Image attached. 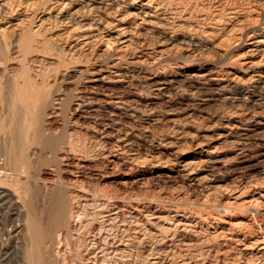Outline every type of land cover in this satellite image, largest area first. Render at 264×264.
I'll use <instances>...</instances> for the list:
<instances>
[{
	"label": "rangeland",
	"instance_id": "374dc122",
	"mask_svg": "<svg viewBox=\"0 0 264 264\" xmlns=\"http://www.w3.org/2000/svg\"><path fill=\"white\" fill-rule=\"evenodd\" d=\"M1 1L11 5V7L14 6L15 9L19 5L23 8V4L30 3V1L31 3L32 1L39 3L38 9L36 8L34 13L28 12L32 15L33 21L27 23L28 26L24 29V33L14 37L8 35L7 39L2 43L0 54V162L3 163L5 158L8 160L13 158L11 149L15 145H18L15 149L16 159L29 158L31 164L29 176L31 175L32 179L39 181L38 186L42 191L38 201V208L42 212V225L47 223V215H49V205L45 198L54 194V190L58 188L59 179L62 177V167L63 170H67V166L59 165L60 161L58 159L69 158L71 160L69 163L67 161L64 163L62 160L64 165L75 167L79 158L77 152H80L81 143L87 139L86 143L93 141L95 146H100L102 143L100 142L101 135L98 134V131L96 134L91 133V131H96V126L99 125L97 122L101 120L108 121L107 123L111 125L112 139H109L110 144L105 146L102 143L101 149L98 148L99 146L95 147L96 150L94 148L96 156L95 158H90V162L86 163L88 169L85 172L84 170L79 171V169L77 171L76 168L71 169V173H74L75 177L78 175L75 172L84 174L78 175V181H80L78 183L82 185L79 186L92 190L91 193L94 196L91 197L94 198L93 200L90 198L92 201L90 199L88 201L79 200L75 195V198L71 196L70 199V206L74 208L73 217L67 222L66 225L70 227L66 226V229L68 231L71 230L69 233L78 251L82 250L86 254L98 244L103 246L111 245L110 264H186V262L187 264H264V257H261L257 246H254L255 241L261 236L258 231L264 230V84L252 81L254 74L248 73L241 66L240 59L247 47L246 37L249 34L251 35L254 30L257 31L260 28V23L256 24L258 23L256 21L258 14H250L251 23L249 24V29H247V26L246 31H242L243 34L240 32L230 37L228 34L230 29H227L226 23H213L214 21L208 14V12L212 13V11L208 9L211 6H219V9H222L225 5H229L230 2V6H232L234 2L242 3L244 0H209L210 2L206 0L208 4L206 1L200 0L199 7L202 9V5H204L203 7L208 11L206 12L209 15L208 18L210 17V20L208 19L209 21H207L208 23H204L205 25L196 20H192V22L180 20V24L157 20L156 23L159 28L148 29L143 26H136L134 21L131 20L132 16L128 17L132 9H129L128 5L125 6L121 2L124 0H119V4L122 3L121 5H124L119 13L127 15L129 19L127 25L128 27L130 26L131 36L134 37L132 42L133 40L134 42L128 47V51L121 49L120 44L111 46V63L116 64L118 66L117 69L125 77H123L124 81L121 83H113L114 81H111L108 91L112 93L111 97L122 96L121 98H123L125 105L120 109L111 106L110 109L104 103L98 101L97 97L89 96V89L81 90L79 87L80 79L86 81L90 79L89 74L87 76L82 75L80 71V50L77 48L81 41L79 40L78 42L79 38L77 37L80 35V30H77L78 26L76 27L77 23H75L76 20L80 19L81 13H83L81 9L82 5L85 7L84 3L78 2L73 10L72 8L64 9L60 15H58L59 12H56L58 11L57 9L53 16L57 14L58 19L50 20L51 22H45L41 27H38L39 23L34 19L42 15L45 16L47 12L44 10L42 12L41 9H44V4L50 6L49 4L54 1ZM83 1L91 2L93 0ZM132 1L129 0V2ZM136 1L138 2H136V6H138L140 1L144 0ZM219 3L223 5H219ZM247 3H251V5L244 4L245 7L253 6V9H258L257 13H261L260 9L264 8V0H249ZM97 8L92 11V14L95 12L105 17L108 13L105 10L102 11L103 9H100V7ZM84 9L87 10L90 7ZM111 11L114 12L112 8ZM113 12H111L112 16L109 17L110 21H114V18L116 19ZM85 14L87 19L91 20L92 15L89 12ZM241 16L245 17V15H240L239 17ZM158 22L164 25L160 26ZM34 31H36L37 36L34 38L35 41L32 42L34 35L32 33ZM138 35L139 37H137ZM227 35L229 36L227 37ZM23 40H25L27 46L24 45L23 47L21 45ZM162 40L164 44L161 43ZM224 40H229L228 45L227 41H225L224 46H222ZM186 42L188 43L185 44ZM134 43H137L135 44L136 47ZM71 45L73 48H71ZM217 45H219L218 48ZM132 47L134 48L131 50L130 48ZM134 49L135 52H133ZM119 50L120 52H118ZM157 50L159 52L165 51V53L162 52L160 56ZM148 52H151V56ZM131 56L133 57L131 58ZM114 57L116 58L114 59ZM142 60H145L143 61L144 63ZM138 61L142 62L140 63L141 65ZM191 74H208L215 79L224 80L210 81L207 84L204 82L205 84L202 86L197 85V88H194L189 79ZM78 76L80 79L77 78ZM150 77L153 78L150 79ZM184 78L188 80H184ZM140 79L142 81H138ZM111 80L113 79L111 78ZM182 80L185 82H182ZM26 82L30 83L29 90L31 94L29 93L28 97L20 93L23 88L19 91ZM186 85H189V88ZM200 86L201 88H198ZM216 88L221 91L215 90ZM77 91H86V93L82 94ZM57 95H60L63 99L60 105L56 104ZM78 96L88 98L87 101L91 98L87 108L80 109L77 106L79 103ZM256 102H259V105ZM94 109H100V111L96 112ZM254 112L257 113L255 114ZM110 113L111 116H108ZM114 121L117 123H113ZM261 122L263 124H260ZM37 123L42 129L48 130L46 133L48 136L55 138L66 137L67 144L63 147H66L72 153L59 154L56 158L48 150L41 152V146L34 143ZM233 126L237 128L235 129ZM15 127L21 130L19 131L20 141L17 144L11 141L12 136L10 133ZM252 135L253 137H251ZM130 143L132 144L131 146ZM257 143L259 144L258 146ZM244 145L246 146L244 147ZM110 148L112 152L111 165L106 163V159H101L103 154H108ZM131 148L134 150H131ZM205 151L210 152L211 159L209 162L221 160L224 164L219 165V167L205 162L203 164ZM120 153L124 154L121 155ZM127 153L129 156H127ZM100 154H102V157ZM76 155L78 156L76 157ZM176 160L191 163L192 167L190 168H194L195 172L192 169V172L190 170L184 171L179 167L175 169L173 166L176 163H180ZM204 165L210 167V169H207ZM102 166L105 167L103 168ZM248 166L249 169L247 168ZM90 168L93 169L91 170ZM8 170L11 174L15 173L11 166L8 167ZM99 170L100 172H98ZM214 175L215 177H213ZM68 177L70 180L73 179L64 175L65 179H69ZM205 177L210 179L206 180ZM5 182L6 187L15 193H19L21 190L24 191L25 188L23 187H27L24 185L26 182L25 177L21 179V183L12 177L6 179ZM76 195L81 196L79 193H76ZM96 196L99 197L96 199ZM99 198L102 199L100 200ZM108 198H110V203ZM95 199L97 202H95ZM100 201L106 202L101 203ZM104 203L105 207L103 206ZM11 206L8 204L3 211V222L0 224V264H19L22 260V257L15 250L16 239L11 235L12 226L18 223V217L13 215L15 212ZM100 208L103 211H98ZM107 209L109 210L107 211ZM137 210L142 214H138ZM25 212H27V208H25ZM153 213H156L161 221H153L150 218ZM103 215L107 220L103 218ZM132 216L134 218L138 217L135 220ZM185 227L187 228L185 229ZM181 230L182 232L179 233ZM184 230H186V233ZM190 230L191 232H189ZM137 231L138 235L135 234ZM105 232L108 233L106 234ZM56 233L58 234L59 232L57 231ZM98 234L99 237L97 236ZM229 238L232 240H229ZM61 241V245L57 246L58 264H82L83 259H78L74 255V247L70 246L63 237ZM104 241L106 242L104 243ZM88 242L92 244L89 245ZM186 243H189L192 247ZM10 249L14 253L11 256L12 259L5 261L4 253ZM100 264L105 263L100 262Z\"/></svg>",
	"mask_w": 264,
	"mask_h": 264
},
{
	"label": "bare ground",
	"instance_id": "6f19581e",
	"mask_svg": "<svg viewBox=\"0 0 264 264\" xmlns=\"http://www.w3.org/2000/svg\"><path fill=\"white\" fill-rule=\"evenodd\" d=\"M6 1V0H5ZM12 1V0H11ZM37 1V0H36ZM54 1L52 4H49L50 6H46L47 4H44L43 8L41 9L42 12L46 11L47 14L45 16H41V17H36L34 20H36L37 23H39L38 27L42 26L45 22L48 23V21L50 20H55L58 19L57 14L56 16H53V13L59 12L58 15H60L64 9L66 8H73L77 5V3H84L85 7H83L82 5V11L83 13H81L82 15H80V19L76 20L75 23H77L76 27L78 26V29L76 27L77 30H80L79 33L80 35L77 36L78 42L80 41V44H78V49L80 50V68H81V73L82 75H86L89 74L90 79L88 81L86 80H82L79 78V76L77 77L79 80V87L80 89H89L88 93L89 96H95L98 98V101H101V103H104L105 106H107L108 108L111 109V106L116 107L117 109H120L121 107L123 108V106L125 105L123 98H121L122 96L119 97H111V92L108 91L109 86L111 85V81H114L113 83H121L123 82L125 76H123V74L121 73V71H119L117 69V65L116 64H112L111 63V46L114 44L115 46L117 44L121 45V49L123 50H127L128 47L131 46V44L134 42H132V37L131 36V30L129 29L127 23H128V17H131V20L134 21V24L136 26H143L146 27L148 29H157L159 28L158 24L156 23L157 20H162V21H171L172 23H179L180 20H189V22H192V20H196L198 22H201L202 24H204L205 22L209 21L210 17L208 18V14H210L211 19L214 21H212L213 23H218L219 22H223L226 23V27L227 29H230L228 32V34L230 35V37L236 33H240L243 30L246 29V27L248 26L247 29H249V24L251 23V20L249 18H251L250 14L254 13V14H258V18H257V22L256 24H259L260 28L255 31L249 36L246 37V49H245V53L243 55L240 56L241 59V66L248 72V73H253V77H252V81L253 82H257V83H263L264 84V8L260 9L261 13H257L256 11L258 9H253V6L251 7H245L244 4H247L248 6L251 5V3H247V1L249 2V0H244L242 1V3H235L230 6L231 2L229 5H225V7H223L222 9H219V6L217 7H212L209 8L208 10L212 11V13H209L202 5V9L199 7V1L200 0H144V1H140V4L138 6H136V4L138 3L136 0H133L132 2H129V0H124L121 1L123 4H125V6L129 7V9H132V12H130V14L124 15V14H120L119 11L123 8L124 5L119 4V0H93V1H83V0H52ZM202 1V0H201ZM206 0H203V2ZM229 1V0H228ZM238 1V0H237ZM9 2V1H8ZM16 2V1H15ZM20 2V1H19ZM137 2V3H136ZM208 2H210L208 0ZM10 3V2H9ZM25 3V2H23ZM207 3V1H206ZM212 3V2H211ZM233 3V2H232ZM11 4V3H10ZM38 4L39 3H34L32 1H30V3L27 4H23L24 7L21 8V5L17 6L18 8L15 9L14 6L11 7V5L6 4V3H2V1L0 0V54H1V48H2V43L3 41H5L8 37V35H12L14 36H20V34L24 33V29L28 26L27 23H30L31 21H33V17H31L32 15L29 14L28 12H32L34 13V11L36 10V8L38 9ZM42 4V3H41ZM202 4V2H201ZM208 4V3H207ZM217 4V3H216ZM221 3H219L220 5ZM228 4V3H227ZM15 5V4H13ZM212 5V4H210ZM218 5V4H217ZM223 5V4H221ZM216 6V5H215ZM264 6V5H263ZM86 7H90V9H84ZM97 7H100V9H103L102 11L105 10V12L107 11L108 13L106 14V16H102V15H98L97 13L94 12V14H92ZM207 7V5H206ZM111 8L113 11H111ZM200 8V9H199ZM213 8H215L214 10H212ZM58 9V11H56ZM44 10V11H43ZM78 10V9H77ZM76 10V11H77ZM86 10V11H85ZM98 10V8H97ZM56 11V12H55ZM68 11V10H67ZM131 11V10H130ZM75 12V11H74ZM73 12V13H74ZM86 12H89L92 15V18H90L91 20L87 19V15L85 14ZM111 12H113L114 17H116V19L114 18V21H110L109 17L112 16ZM123 12V11H122ZM208 12V14L206 13ZM37 13V12H36ZM41 13V12H40ZM119 13V14H118ZM72 14V13H71ZM75 14V13H74ZM35 15V14H34ZM73 15V14H72ZM104 15V13H103ZM227 15V17L225 18V16ZM240 15H245V17L243 18V16L239 17ZM70 16V15H68ZM74 16V15H73ZM76 16V15H75ZM224 17V18H223ZM71 18V16H70ZM112 18V17H111ZM253 18V17H252ZM60 19V18H59ZM66 19V18H65ZM69 19V18H67ZM209 19V20H208ZM59 21V20H58ZM62 21V19H61ZM71 21V20H70ZM210 21V23H211ZM51 22V21H50ZM53 22V21H52ZM63 22V21H62ZM69 22V21H68ZM74 22V21H73ZM170 22V23H171ZM74 23V24H75ZM159 23V22H158ZM169 23V24H170ZM195 23V22H194ZM197 23V22H196ZM208 23V22H207ZM253 23V22H252ZM64 24V23H63ZM160 24V23H159ZM180 24V23H179ZM198 24V23H197ZM214 24V25H215ZM46 25V24H45ZM48 25V24H47ZM50 25V24H49ZM65 25V24H64ZM162 24H160L161 26ZM164 25V24H163ZM162 25V26H163ZM205 25V24H204ZM213 25V24H211ZM213 25V26H214ZM74 26V25H73ZM174 26V25H173ZM176 26V25H175ZM180 26V25H178ZM181 26H183L181 24ZM68 27V26H67ZM70 27V26H69ZM72 27V26H71ZM135 27V26H134ZM169 27V26H168ZM193 27V26H192ZM257 27V26H256ZM49 28V27H48ZM47 28V29H48ZM136 28V27H135ZM163 28V27H162ZM164 29V28H163ZM177 29V28H176ZM68 30V29H67ZM73 30V29H72ZM75 30V29H74ZM143 30V29H142ZM189 30V29H188ZM191 30V29H190ZM198 30V29H197ZM201 30V29H200ZM167 31V30H165ZM175 31V30H174ZM246 31V30H245ZM249 31V30H248ZM75 32V31H74ZM164 32V31H163ZM170 32V31H168ZM167 32V33H168ZM230 32H232L230 34ZM64 33V32H63ZM62 33V34H63ZM77 33V32H76ZM75 33V34H76ZM152 33V31H151ZM165 33V32H164ZM166 33V34H167ZM32 34V42H34V38L37 36L36 31H34ZM61 34V35H62ZM68 34V32H67ZM133 34V33H132ZM135 34V33H134ZM158 34V32H157ZM184 34V32H183ZM226 34V33H225ZM243 34V32H242ZM247 34V33H246ZM66 35V34H65ZM70 35V33H69ZM68 35V36H69ZM173 35V34H172ZM227 35V37L229 36ZM67 36V37H68ZM71 36V35H70ZM174 36V35H173ZM196 36V35H195ZM63 37V36H61ZM65 37V36H64ZM66 37V38H67ZM76 37V38H77ZM139 37V35L137 36ZM136 37V38H137ZM172 37V36H171ZM204 37V36H203ZM236 37V36H235ZM25 38V37H23ZM142 38V37H141ZM233 38V37H232ZM231 38V39H232ZM239 38V37H238ZM56 39V38H55ZM69 39V38H67ZM74 39V38H73ZM140 39V38H139ZM158 39H160V37H158ZM169 39V38H168ZM226 39V38H225ZM142 40V39H141ZM165 40V39H164ZM230 40V39H229ZM229 40H224V42L222 43V46H224L223 44H225V41H227V45H228V41ZM20 41V40H19ZM18 41V42H19ZM62 41V40H61ZM73 41V40H72ZM71 41V42H72ZM159 41V40H158ZM161 41V40H160ZM169 41V40H167ZM171 41V40H170ZM175 41V40H174ZM182 41V40H181ZM184 41V40H183ZM193 41V40H192ZM223 41V40H222ZM240 41V40H239ZM31 42V41H30ZM29 42V43H30ZM137 42V40H136ZM143 42V41H142ZM141 42V43H142ZM157 42V41H156ZM166 42V41H164ZM177 42V40H176ZM185 42V41H184ZM184 42H180V43H184ZM6 43V42H5ZM20 43V42H19ZM28 43V46H29ZM77 43V42H76ZM163 43V40L161 42ZM160 43V44H161ZM170 43V42H169ZM178 43V42H177ZM179 43V44H180ZM188 42H186L185 44H187ZM137 43H134V46L136 47ZM147 44V43H146ZM174 44V43H173ZM178 44V45H179ZM184 44V45H185ZM219 44V43H218ZM21 45L27 46L25 40L21 41ZM113 45V46H114ZM145 45V44H144ZM143 45V46H144ZM166 45V44H165ZM175 45V44H174ZM183 45V46H184ZM189 45V44H188ZM187 45V46H188ZM213 45V44H212ZM75 46V45H73ZM138 46V45H137ZM151 46V45H150ZM164 46V45H163ZM181 46V45H179ZM186 46V47H187ZM219 45H217L218 48ZM118 47V46H117ZM139 47V46H138ZM137 47V48H138ZM141 47V46H140ZM147 47V46H146ZM172 47V46H171ZM170 47V48H171ZM185 47V46H184ZM190 47V45H189ZM188 47V49H189ZM71 48L72 45H71ZM76 48V50H77ZM134 47L130 48L131 50ZM143 48V47H142ZM173 48V47H172ZM176 48V47H175ZM28 49V48H27ZM150 49V48H149ZM167 49V48H166ZM220 49V48H219ZM74 50V49H73ZM165 50V49H164ZM169 50V49H168ZM173 50V49H172ZM181 50V49H179ZM186 50V49H185ZM190 50V49H189ZM78 51V50H77ZM76 51V52H77ZM128 51V50H127ZM126 51V52H127ZM158 51V50H157ZM204 51V50H203ZM114 52V51H113ZM117 52V51H116ZM120 52V50L118 51ZM122 52V51H121ZM133 52H135V49L133 50ZM131 52V53H133ZM159 52V51H158ZM157 52V53H158ZM163 51H160L158 54H160ZM182 52V51H181ZM97 53V54H96ZM125 53V51H124ZM145 53V52H144ZM165 53V51L163 52ZM130 54V53H129ZM148 54L150 55L151 52ZM78 55V54H77ZM163 55V54H162ZM165 55V54H164ZM116 56V55H115ZM121 56V55H120ZM143 56V55H142ZM151 56V55H150ZM150 56H146V57H150ZM133 56H131L132 58ZM116 57H114L115 59ZM121 58V57H118ZM117 58V59H118ZM123 58V57H122ZM127 58V57H126ZM151 58V57H150ZM159 58V57H158ZM161 59V58H159ZM187 59V58H186ZM125 60V59H124ZM147 60V59H146ZM121 61V59H120ZM145 60H142V62ZM128 62V60H127ZM139 64L142 63L141 61H138ZM136 62V63H138ZM147 62V61H146ZM114 63V62H113ZM118 63V62H117ZM121 63V62H120ZM130 63V61H129ZM144 63V62H143ZM132 64V62H131ZM130 64V65H131ZM148 64V63H147ZM153 64V63H152ZM125 65V63H124ZM137 65V64H136ZM141 65V64H140ZM146 65V63H145ZM144 65V66H145ZM150 65V64H149ZM147 66V65H146ZM152 66V65H151ZM124 67V66H123ZM130 67V66H129ZM149 67V66H148ZM125 68V67H124ZM123 68V69H124ZM128 69V68H127ZM146 69V68H145ZM79 71V70H78ZM142 72V71H141ZM79 73V72H78ZM130 73V72H129ZM146 74V73H145ZM150 74V73H149ZM230 74V73H229ZM113 75V76H111ZM131 75V74H130ZM144 75V74H143ZM81 76V75H80ZM145 76V75H144ZM143 76V77H144ZM153 76V75H152ZM224 76V75H223ZM84 77V76H82ZM129 77V76H128ZM132 77V76H131ZM111 78L113 80H111ZM127 78V77H126ZM142 78V77H140ZM153 77H150V79ZM161 78V77H160ZM220 78V77H219ZM222 78V77H221ZM230 78V77H229ZM236 78V77H234ZM87 79V78H86ZM145 79V78H144ZM190 81L192 82V84L194 85V88L197 85H203V84H207L210 81H215V80H224V79H215L213 76L208 75V74H191L189 77ZM157 80V79H156ZM181 80V79H180ZM184 80H188L185 79ZM182 80V82L184 81ZM233 80V79H232ZM230 80V81H232ZM238 80V79H237ZM138 81H142V79L138 80ZM171 81V80H170ZM130 82V81H129ZM156 82V81H154ZM159 82V81H158ZM164 82V81H162ZM172 82V81H171ZM185 82V81H184ZM205 82V83H204ZM235 82V81H234ZM76 83V82H75ZM143 83V82H141ZM157 83V82H156ZM169 83V82H168ZM175 83V82H172ZM190 83V82H189ZM218 83V82H217ZM129 84V83H128ZM137 84V83H136ZM256 84V83H255ZM122 85V84H121ZM130 85V84H129ZM135 86V84H133ZM143 85V84H142ZM150 85V83H149ZM148 85V86H149ZM161 85V84H160ZM192 85V86H193ZM220 85V84H219ZM228 85V84H227ZM29 86L30 83L26 82L25 85L23 87H21L19 89V91L23 88V90L20 91V93H23V95H26L27 97L29 96L30 90H29ZM131 86V85H130ZM141 86V85H140ZM189 86V85H188ZM186 85V87H188ZM191 86V87H192ZM198 87V88H201ZM77 87V86H76ZM78 87V88H79ZM128 87V85H127ZM146 87V86H145ZM154 87V86H153ZM223 87V86H222ZM126 88V87H125ZM150 88V87H149ZM167 88V87H166ZM189 88V87H188ZM187 88V89H188ZM197 88V87H196ZM220 88V87H219ZM118 89V88H117ZM152 89V88H151ZM160 89V88H159ZM158 89V91H159ZM165 89V88H164ZM163 89V90H164ZM192 89V88H191ZM204 89V88H203ZM79 90V89H77ZM115 90V89H114ZM200 90V89H199ZM217 90V88L215 89ZM220 90V89H218ZM217 90V91H218ZM121 91V90H120ZM119 91V92H120ZM123 91V90H122ZM209 91V90H208ZM221 91V90H220ZM223 91V90H222ZM78 93H86V91H77ZM168 92V91H167ZM202 92V91H201ZM19 93V94H20ZM163 93V92H162ZM162 93H160L162 95ZM197 93V92H195ZM31 94V93H30ZM117 94V93H116ZM125 94V93H124ZM156 94V93H155ZM165 94V93H163ZM17 95V94H16ZM79 95V94H78ZM114 95V94H113ZM122 95V94H121ZM128 95V94H127ZM130 95V94H129ZM157 95V94H156ZM116 96V95H114ZM176 96V95H175ZM79 97V96H78ZM88 97V96H87ZM131 97V95H130ZM208 98V97H207ZM91 99V98H90ZM89 99V101H90ZM233 99V98H232ZM88 98H85L84 96H80L78 99V104L77 106L80 109H84L87 108V106H89L90 103H88L89 101H87ZM94 100V99H93ZM241 100V99H240ZM56 101H57V105H60V103L63 102V99L60 95L56 96ZM97 101V100H96ZM129 101V100H128ZM206 101V100H205ZM256 101V100H255ZM254 101V102H255ZM131 102V100H130ZM100 103V104H101ZM257 104L259 102H256ZM264 103V102H263ZM129 104V103H128ZM256 104V105H257ZM98 105V104H97ZM259 105V104H258ZM96 106V105H94ZM255 106V104H254ZM100 107V106H99ZM133 107V105H132ZM131 107V108H132ZM243 107V106H242ZM262 107V106H261ZM255 108V107H254ZM102 109V108H101ZM106 109V108H105ZM135 109V108H134ZM261 109V108H260ZM95 110V109H94ZM126 110V109H123ZM262 110V109H261ZM264 110V109H263ZM100 111L99 110H95ZM102 111V110H101ZM118 111V110H117ZM127 111V110H126ZM131 111V110H130ZM134 111V110H133ZM156 111V110H155ZM257 111V110H256ZM84 112V110H83ZM81 112V113H83ZM92 112V111H91ZM106 112V111H105ZM258 112V111H257ZM257 112H254L255 114ZM85 113V112H84ZM94 113V112H93ZM92 113V114H93ZM107 113V112H106ZM122 113V112H121ZM253 113V114H254ZM10 114V113H9ZM109 114V113H108ZM127 114V113H126ZM254 114V115H255ZM260 114V113H258ZM96 115V114H95ZM99 115V114H98ZM121 115V114H119ZM246 115V114H245ZM253 115V116H254ZM263 115V114H262ZM83 116V115H82ZM111 116V113L110 115ZM117 116V115H116ZM240 116V115H239ZM244 116V115H243ZM252 116V118H254ZM98 117V116H97ZM114 117V116H113ZM236 117V116H235ZM261 117V116H260ZM95 118V117H94ZM109 118V117H108ZM238 118V117H237ZM240 118V117H239ZM243 118V117H242ZM256 118V117H255ZM85 119V118H84ZM92 119V118H90ZM96 119V118H95ZM115 119V118H114ZM97 120V119H96ZM262 120V119H261ZM92 121V120H91ZM174 121V120H173ZM240 121V119H239ZM260 121V120H259ZM85 122V121H84ZM108 122V121H107ZM105 121H99L97 123H99V125L96 126V131L91 133L96 134L98 131V134L101 135V141L103 144H105V146H108L110 143L109 141L112 139L111 138V125L108 124ZM238 122V120H237ZM252 122V121H251ZM258 122V121H257ZM113 123H117V122H113ZM120 123V122H119ZM241 123V122H240ZM112 124V122H111ZM260 124H263L262 122ZM117 125V124H116ZM238 125V124H237ZM99 127V128H98ZM228 127V126H227ZM94 128V127H93ZM118 128V127H116ZM233 128H235L233 126ZM237 128V127H236ZM235 128V129H236ZM98 129V130H97ZM246 129V128H245ZM114 130V128H113ZM122 130V129H121ZM239 130V129H238ZM241 130V128H240ZM19 131L17 127L13 128V130L10 131L12 139L11 141L14 144L19 143L20 138H19ZM48 130L42 129V127H40L39 123H37L36 128H35V137H34V143L38 144L41 146V152L48 150L49 152H51L56 158L57 155L59 154H66L68 152H70V150H67L66 147H63L65 144H67L66 141V137L62 138H55L53 136H48L46 135ZM120 131V130H119ZM126 131V130H124ZM123 132V131H122ZM115 133V132H114ZM119 134V133H117ZM125 134L127 135V133L125 132ZM175 134V133H174ZM255 134V132H254ZM133 135V134H132ZM243 135V134H242ZM245 135V134H244ZM93 136V135H92ZM91 136V137H92ZM95 136V135H94ZM135 136V135H134ZM133 136V137H134ZM185 136V135H184ZM241 136V135H240ZM253 137V135L251 136ZM95 138V137H94ZM120 138V137H119ZM126 138V137H125ZM240 138V137H239ZM246 138V137H245ZM93 139V138H91ZM110 139V140H109ZM116 139V137H115ZM114 139V140H115ZM140 139V138H139ZM247 139V138H246ZM254 139V138H253ZM252 139V140H253ZM87 140V139H86ZM86 140L83 141L81 143L80 146V152H77L79 155V158L77 160V163L75 165V167H72L70 165H64L65 161H67L68 163L71 162V160L68 158H59L58 161L59 165L61 166H67V170H63V167L61 169V174L62 177H60L59 182H58V188H56L54 190V194H51L50 197H46L45 200L47 201L48 205H49V215H47L48 221L47 223L44 225H42L41 219H42V212H40L39 208H38V201H39V197L42 193V191L40 190L41 188L38 186L39 185V181L36 179H32L29 174H30V160L28 157H24L21 160L16 159V151L15 149L18 147V145H15L14 147H12L11 151L13 153V158L8 160V159H4L3 163L0 162V224L3 222V211L6 209V207L8 206V204L12 205L11 207L14 210V214L16 215L17 218V224L12 226V232L11 235H13L12 237L14 239H16V246H15V250L17 251V253L22 257V260L19 264H58V247L60 246L62 241L61 238L63 237V239L70 245L74 247V255H76L78 259H83L82 264H100V262H104L105 264H110L111 262V245L109 246H103V245H97L96 247L94 246L92 249H90L89 253L83 252L82 250H77L75 248V245L73 243V238L71 236V234L69 233V231L71 232V230H67L66 229V225L67 222L70 220V218L73 217V207L70 206V199L71 196H73L72 198H75L74 195L79 198V200L85 201V200H89L91 197H94L93 194L91 193L90 190L85 189L83 187H80L82 185H80L78 182V175H81L82 172H75V175H73L71 172V169L76 168L79 169V171H83L85 172L86 169H88L86 167V163L90 162V158L96 156V153H94V148L97 146H95L92 142H87ZM94 140V139H93ZM118 140V139H117ZM124 140V139H123ZM193 140V139H192ZM251 140V139H250ZM98 141V140H97ZM96 141V142H97ZM120 141V140H118ZM258 141V140H257ZM264 141V140H263ZM262 141V142H263ZM241 142V141H240ZM89 143V144H88ZM99 143V142H98ZM101 143V144H102ZM172 143V142H171ZM180 143V142H179ZM193 143V142H192ZM247 143V142H246ZM245 143V144H246ZM254 143V142H252ZM100 144V146H102ZM123 144V143H122ZM241 144V143H239ZM120 145V144H119ZM128 145V144H127ZM132 144L130 143V146ZM250 145V144H249ZM255 145V144H254ZM259 144L257 143V146ZM99 146V145H98ZM97 146V147H98ZM98 147V148H102V147ZM123 146V145H121ZM126 146V145H125ZM246 145H244L245 147ZM248 146V145H247ZM96 147V148H97ZM253 147V145H252ZM264 147V146H263ZM95 148V150H96ZM113 148V147H112ZM119 148V147H117ZM116 148V149H117ZM243 148V147H242ZM241 148V149H242ZM247 148V147H246ZM251 148V147H249ZM133 148H131L132 150ZM238 149V148H237ZM99 150V149H98ZM119 150V149H118ZM123 150V149H122ZM134 150V149H133ZM136 150V149H135ZM240 150V149H239ZM244 150V149H243ZM242 150V151H243ZM104 151V150H103ZM102 151V152H103ZM115 151V150H114ZM125 151V150H124ZM128 151V150H127ZM237 151V150H236ZM246 151V150H245ZM123 152V151H122ZM134 152V151H133ZM72 153V151L70 152ZM69 153V154H70ZM111 148L110 151L108 150V154H103V157L101 156L102 154H100V156L102 157V160L106 159V163H108L109 165H111ZM115 153V152H114ZM125 153V152H124ZM123 153V154H124ZM176 153V152H175ZM242 153V152H241ZM240 153V154H241ZM121 154V153H120ZM121 154V155H123ZM130 154V152H129ZM129 154L127 153V156H129ZM181 154V153H180ZM179 154V155H180ZM73 155V154H70ZM76 155V157L78 156ZM126 155V154H125ZM132 155V154H131ZM134 155V153H133ZM175 155V154H174ZM178 155V154H177ZM258 155H262V154H258ZM176 156V155H175ZM182 156V155H181ZM236 156V155H235ZM64 157V156H63ZM68 157V156H67ZM71 157V156H70ZM125 157V156H124ZM173 157V156H172ZM242 157V156H241ZM254 157V156H253ZM239 158V157H238ZM256 158V157H255ZM72 159H74L72 157ZM89 159V160H87ZM158 159V158H157ZM178 159V158H177ZM203 159H205L203 162L208 163L210 165H214V166H218L222 163L221 160H215L214 162H209L211 159V155L210 152L205 151V155L203 157ZM64 163H63V161ZM95 160V159H93ZM99 160V159H98ZM120 160V159H119ZM133 160V159H132ZM175 160V158H174ZM74 161V160H73ZM134 161V160H133ZM177 161V160H176ZM233 161V160H232ZM13 165H12V163ZM93 162V161H92ZM99 162V161H98ZM155 162H157L155 160ZM180 163H176L173 167L175 169L182 168V170L184 171H188L192 168L191 163H186L185 161H177ZM241 162V161H240ZM247 162V161H246ZM251 162V161H250ZM62 163V164H61ZM73 163V162H72ZM95 163V162H94ZM102 163V162H100ZM104 163V162H103ZM114 163V162H113ZM200 163V162H199ZM130 164V163H129ZM174 164V163H173ZM198 164V163H197ZM204 164V163H203ZM237 164V163H236ZM261 164V163H260ZM101 165V164H100ZM194 165V163H193ZM199 165V164H198ZM197 165V166H198ZM247 165V164H246ZM13 168V170L15 171L14 174H11L10 172H8V167ZM74 166V165H73ZM90 166V165H89ZM117 166V165H115ZM200 166V165H199ZM203 166V165H202ZM205 166V165H204ZM251 166V165H250ZM103 168L105 166H102ZM207 169H210V167L205 166ZM221 167V166H220ZM224 167V165H223ZM69 168V169H68ZM190 168V169H189ZM243 168V167H242ZM246 168V167H245ZM249 169V166L247 167ZM91 169V168H90ZM89 169V170H90ZM93 169V168H92ZM91 169V170H92ZM99 169V168H98ZM112 169V168H111ZM110 169V170H111ZM195 169H197L195 167ZM200 169V168H199ZM223 169V168H222ZM75 170V171H76ZM90 170V171H91ZM105 170V169H104ZM194 170V168L192 169ZM214 170H216L214 168ZM78 171V170H77ZM208 171V170H206ZM210 171V170H209ZM218 171V170H217ZM216 171V172H217ZM94 172V171H93ZM100 172V170L98 171ZM103 172V170H102ZM109 172V171H108ZM192 172V171H191ZM190 172V173H191ZM195 172V170L193 171ZM212 172V170H211ZM215 172V173H216ZM111 173V172H110ZM214 173V174H215ZM235 173V172H234ZM86 174V173H85ZM193 174V173H192ZM213 174V173H212ZM236 174V173H235ZM239 174V173H238ZM65 176H70L73 179L70 180L69 179H65ZM84 175V174H82ZM100 175V174H99ZM209 175V174H208ZM211 175V174H210ZM89 176V175H87ZM182 176V175H181ZM196 176V175H195ZM15 178L16 180H18L21 183V179L23 177H25L26 182L24 183V185H26L27 187H23L25 188V190H21V192H11L7 187H6V182L5 180L8 178ZM80 177V176H79ZM102 177V176H101ZM188 177V176H187ZM191 177V176H190ZM194 177V176H193ZM200 177V176H199ZM203 177V176H202ZM215 177V175L213 176ZM3 178V179H2ZM85 178V177H84ZM185 178V176H184ZM197 178V177H196ZM201 178V177H200ZM193 179V178H192ZM199 179V178H197ZM205 179L209 180L210 178H206ZM213 179V178H212ZM238 179V178H237ZM28 181V182H27ZM213 181V180H212ZM18 182V183H19ZM83 182V181H82ZM198 182V181H197ZM207 182V181H206ZM201 183V182H200ZM203 183V182H202ZM208 183V182H207ZM211 183V182H210ZM23 185V182H22ZM80 185V186H79ZM209 185V184H208ZM85 186V185H84ZM9 187V186H8ZM211 188V187H210ZM13 191V190H12ZM17 191V190H16ZM76 193L81 194V196L76 195ZM94 193V191H93ZM18 194V195H17ZM96 194V192H95ZM99 197V196H98ZM96 196V199L98 198ZM110 197V196H109ZM106 198V197H105ZM238 198V197H237ZM92 200L94 198H91ZM90 199V200H91ZM95 199V200H96ZM100 199V198H99ZM102 199V198H101ZM100 199V200H101ZM107 199V198H106ZM108 198V202H109ZM236 199V198H235ZM91 200V201H92ZM238 200V199H236ZM86 201V202H87ZM79 202V201H78ZM97 202V200L95 201ZM101 203L106 202V201H100ZM107 202V204H108ZM249 202V201H248ZM110 203V202H109ZM247 203V201H246ZM251 203V202H250ZM78 204V203H77ZM80 204V203H79ZM87 204V203H86ZM98 204V203H97ZM245 204V202H244ZM249 204V203H248ZM83 205V204H82ZM105 205V203L103 204V206ZM111 205V204H110ZM78 206V205H77ZM102 206V205H100ZM102 206V208H103ZM246 206V205H245ZM249 206H251L249 204ZM246 206V207H249ZM10 207V208H11ZM79 207V206H78ZM105 207V206H104ZM111 207V206H110ZM11 208V209H12ZM25 208H27V212H25ZM76 209V208H75ZM79 209V208H78ZM105 209V208H104ZM111 209V208H110ZM135 209V208H133ZM137 209V208H136ZM77 210V209H76ZM102 210L101 208L98 209ZM109 209H107L108 211ZM10 211V210H9ZM103 211V210H102ZM111 211V210H110ZM81 212V211H80ZM155 212V211H154ZM9 213V212H8ZM137 213H141L140 211L137 210ZM148 213V212H147ZM179 213V212H178ZM142 214V213H141ZM150 214V213H149ZM176 214V213H175ZM7 215V214H6ZM77 215V214H76ZM100 215V214H99ZM113 215V214H112ZM146 215V214H145ZM144 215V216H145ZM178 215V214H177ZM176 215V216H177ZM107 216V215H106ZM130 216V215H127ZM143 216V215H142ZM175 216V217H176ZM179 216V215H178ZM78 217V215H77ZM76 217V218H77ZM102 217V214H101ZM100 217V218H101ZM105 216L103 215V218ZM108 217V216H107ZM133 217V216H132ZM138 217V216H137ZM135 217V218H137ZM99 218V219H100ZM133 217V219H135ZM146 218V217H144ZM151 219H153V221H158L160 220V217L156 214L153 213L150 217ZM149 218V219H150ZM162 218V217H161ZM8 219V218H6ZM12 219V217H11ZM14 219V218H13ZM79 219V218H78ZM105 219V218H104ZM132 219V218H131ZM10 220V219H9ZM103 220V219H102ZM107 220V219H105ZM109 220V219H108ZM136 220V219H135ZM163 220V219H162ZM126 221V220H125ZM138 221V220H137ZM152 221V220H151ZM161 221V220H160ZM102 222V221H101ZM105 222V221H103ZM6 223V222H5ZM95 223V222H94ZM128 223V221H127ZM155 223V222H153ZM183 223V222H182ZM69 224V223H68ZM106 224V223H105ZM126 224V223H125ZM139 224V223H138ZM157 224V222H156ZM181 224V223H180ZM184 224V223H183ZM182 224V225H183ZM239 224V223H238ZM236 224V225H238ZM111 226V224H109ZM108 225V226H109ZM135 225V224H134ZM143 225V224H142ZM141 225V226H142ZM179 225V224H178ZM185 225V224H184ZM189 225V224H188ZM234 225V224H233ZM235 225V226H236ZM242 225V224H240ZM105 226V225H104ZM121 226V225H118ZM124 226V224H123ZM126 226V225H125ZM137 226V225H135ZM140 226V225H139ZM138 226V227H139ZM140 226V227H141ZM181 226V225H180ZM190 226V225H189ZM195 226V225H194ZM231 226V225H230ZM245 226V224H244ZM70 227V226H68ZM143 227V226H142ZM175 227V226H174ZM191 227V226H190ZM233 227V226H232ZM101 228H103L101 226ZM120 228V227H118ZM128 228V227H127ZM126 228V230H127ZM187 227H185L186 229ZM194 228V227H193ZM192 228V229H193ZM88 229V228H87ZM145 229V228H144ZM156 229V228H155ZM167 229V228H166ZM178 229V228H177ZM184 229V227H183ZM182 229V230H183ZM104 230V229H103ZM107 230V228H106ZM124 230V229H123ZM122 230V231H123ZM135 230V229H134ZM137 230V229H136ZM141 230V229H140ZM179 231L180 232H182ZM231 230V229H228ZM59 232L58 234L56 232ZM83 231V230H82ZM101 231V230H100ZM111 231V230H109ZM114 231V230H113ZM122 231H120L122 233ZM125 231V230H124ZM139 231V230H138ZM138 231L135 233L136 235H138ZM142 231V230H141ZM160 231V230H158ZM164 231V230H163ZM131 232V231H130ZM135 232V231H134ZM172 232V231H171ZM184 232L186 233V230H184ZM183 232V233H184ZM191 232V230L189 231ZM193 232V231H192ZM259 232V235H261L258 240L255 241L254 246L258 248L259 252L261 253V257H264V230L261 229ZM56 233V234H55ZM103 233V232H102ZM106 233V232H105ZM108 233V232H107ZM106 233V234H107ZM124 233V232H123ZM127 233V232H126ZM133 233V232H132ZM125 234V233H124ZM128 234V233H127ZM131 234V233H129ZM160 234V233H159ZM167 234V233H166ZM228 234V233H227ZM233 234V233H231ZM57 235V236H55ZM126 235V234H125ZM153 235V234H152ZM256 235V234H255ZM84 236V235H83ZM99 237V234L97 235ZM108 236V235H107ZM128 236V235H127ZM135 236V235H134ZM156 236V235H155ZM244 236V235H243ZM246 236V235H245ZM93 237V235H92ZM96 237V236H94ZM110 237V236H108ZM133 237V236H132ZM147 237V236H146ZM160 237V236H159ZM257 237V236H256ZM79 238V237H78ZM86 238V237H85ZM84 238V240H85ZM107 238V237H106ZM124 238V237H123ZM127 238V237H125ZM135 238V237H134ZM137 238V237H136ZM246 238V237H245ZM76 239V238H75ZM89 239V238H88ZM92 239V238H91ZM132 239V238H131ZM83 240V241H84ZM93 240V239H92ZM108 240V239H107ZM118 240V239H117ZM130 240V237H129ZM128 240V241H129ZM144 240V239H143ZM227 240V239H226ZM229 240H232L229 238ZM81 241V240H79ZM97 241V240H96ZM124 241V239H123ZM127 241V240H126ZM136 241V240H135ZM168 241V240H167ZM170 241V239H169ZM106 241H104L105 243ZM125 242V241H124ZM134 242V240H133ZM137 242V241H136ZM247 242V241H246ZM64 243V242H63ZM81 243V242H80ZM87 243V242H86ZM98 243V242H96ZM103 243V242H102ZM108 243V242H107ZM118 243V242H117ZM121 243V242H120ZM132 243V242H131ZM165 243V242H163ZM182 243V242H181ZM233 243V242H232ZM89 244V242H88ZM92 244V243H90ZM89 244V245H90ZM95 244V243H93ZM126 244V242H125ZM124 244V245H125ZM162 244V243H161ZM187 244V243H186ZM204 244V243H203ZM252 244V243H251ZM163 245V244H162ZM178 245V244H177ZM182 245V244H181ZM187 245H190L189 243ZM88 246V245H87ZM118 246V245H117ZM116 246V247H117ZM121 246V244H120ZM127 246V245H126ZM129 246V245H128ZM133 246V245H132ZM165 246V245H164ZM191 246V245H190ZM225 246V245H224ZM83 248V246H81ZM185 247V246H184ZM189 247V246H188ZM192 247V246H191ZM247 247V246H245ZM70 248V247H69ZM67 249V247H66ZM71 249V248H70ZM120 249V248H119ZM118 249V250H119ZM124 249V248H123ZM189 249V248H188ZM246 249V248H245ZM248 249V248H247ZM64 250V249H63ZM85 250V249H84ZM88 250V249H87ZM164 250V249H163ZM244 250V249H243ZM250 250V249H249ZM253 250V248H252ZM68 251V250H67ZM71 251V250H70ZM124 251V250H123ZM202 251V250H201ZM118 252V251H116ZM121 252V251H120ZM161 252V251H160ZM164 252V251H163ZM171 252V251H170ZM60 253V252H59ZM114 253V252H112ZM150 253V252H149ZM179 253V252H178ZM259 253V254H260ZM13 252H11L10 250H6V253H4V257H5V261L7 260H11V256H13ZM119 254V253H117ZM123 255V254H122ZM173 255V254H172ZM187 256V255H186ZM75 257V256H74ZM164 258V257H163ZM155 260V259H154ZM169 260V259H168ZM172 260V259H171ZM185 261V260H184ZM154 263V262H152ZM162 263V262H161ZM204 263V262H203ZM79 264V263H78ZM155 264V263H154ZM187 264V262H186Z\"/></svg>",
	"mask_w": 264,
	"mask_h": 264
}]
</instances>
